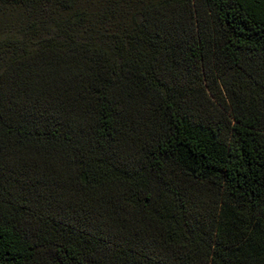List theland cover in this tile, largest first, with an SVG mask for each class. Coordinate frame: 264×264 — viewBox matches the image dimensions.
Listing matches in <instances>:
<instances>
[{
    "label": "trees",
    "instance_id": "1",
    "mask_svg": "<svg viewBox=\"0 0 264 264\" xmlns=\"http://www.w3.org/2000/svg\"><path fill=\"white\" fill-rule=\"evenodd\" d=\"M3 10L0 264H264V0Z\"/></svg>",
    "mask_w": 264,
    "mask_h": 264
},
{
    "label": "rangeland",
    "instance_id": "2",
    "mask_svg": "<svg viewBox=\"0 0 264 264\" xmlns=\"http://www.w3.org/2000/svg\"><path fill=\"white\" fill-rule=\"evenodd\" d=\"M2 14L0 15V28L5 27V25H6V24H4V18L6 20H9V18H11V12L8 10H3ZM2 19H3V21H2Z\"/></svg>",
    "mask_w": 264,
    "mask_h": 264
}]
</instances>
